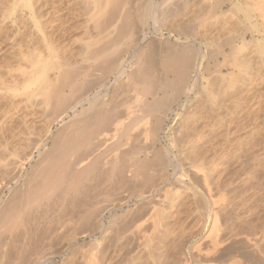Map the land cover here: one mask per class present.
<instances>
[{
    "label": "rangeland",
    "instance_id": "rangeland-1",
    "mask_svg": "<svg viewBox=\"0 0 264 264\" xmlns=\"http://www.w3.org/2000/svg\"><path fill=\"white\" fill-rule=\"evenodd\" d=\"M246 1L63 0L64 7L68 6V4L72 6L71 13L74 14V17L71 18L70 16L69 20H65L62 23L63 27L60 26L64 33L63 37L59 40L60 46L63 47L65 45L63 49L67 51L62 52L61 56H73L76 65L80 67L79 71H83V67L85 66L92 65L95 67V70L91 72L89 78L92 84L95 83L93 82L95 80L97 82L99 77H108L107 85L104 86L105 88L101 92H98L97 98L99 100L104 99L108 104L111 100L114 101L117 110L120 108L122 110V107L129 105L131 110H134L136 108L135 99L136 97H141V94L138 93L142 91L143 86L147 82L151 81L159 85L166 79L172 78V67L168 64L167 60L173 58L172 52L175 49L191 50L193 52L192 57L198 59V62L203 66L202 68L206 67V64L209 67L208 71H201L202 78L198 82L199 85H197L189 96L184 94L180 95L178 102L171 106V109L167 111L166 115L162 112H157L156 118L160 120V128L157 129L158 131L153 133L154 131L150 130L151 132H149L148 127L142 126L146 121H153L151 116H144L143 114L139 119H132L128 122L131 127L122 138V142L126 143V148L122 147L123 149L121 150L123 153L122 156L124 155L122 160L125 163L127 162L126 164L124 163L127 165H124V168H130L129 166L133 163V158L136 157V159L140 160H143L145 157L148 160H152V147L154 145L155 149L161 150L164 156L166 155L164 158L166 170L156 169L157 164L155 163L151 165L152 168H149L150 166L148 165L146 167L144 166V168L133 166L131 168L133 169L132 172H136L135 174H130L131 177H133L132 175L136 177L135 182V178L131 181L122 182L118 179L117 175L108 171H99L95 175L93 174L94 176L91 179L94 181L91 180V184L97 188L93 194V200H96L94 203L100 207L107 204L114 205L111 211L110 209L104 211L101 229L99 230V227L96 229L93 226L94 231L92 225L80 224V221H76V219L71 224L67 223L63 226L64 229L62 228L57 232L58 235H52L54 237L50 235L51 239L44 238L46 242L43 237L40 239L38 244L41 246V251H45L46 253H43L42 261L39 260L38 264H89L93 249L97 253H94V257L96 256L97 261L99 260L98 262L100 263L98 264H230L234 260L237 261L236 264H264V209H262L263 212H258L260 215L256 212V217L258 214V217L260 216L259 218H256L255 214L251 217H244L247 223H245L246 225H242V227L244 226L242 231H246L245 235H249H247V240L251 238L249 243L251 244L253 242L251 244L252 246L250 244L247 245L246 241L243 240L245 242H234L223 246L224 248H219V250H213L209 246L206 236L211 227V222L209 218L200 216L201 211L199 210L201 209L197 206H201L198 203V192L202 191V188L208 185L211 186L210 188L208 187V190L212 188L209 193L211 192L212 199L214 198L215 201L221 196L222 192L226 191L227 196H225V199H228V201L226 200L225 202H229L234 198L237 199L236 195H240L244 187H264V63H262L264 62V0H248L249 3ZM0 3L2 4V6L0 4V8L3 7L0 10V151L2 152L0 154H3L6 149L4 148L5 140H8L7 138L10 139L13 132L22 130L25 124H28L30 120L32 121L35 118L34 110L39 101V97L34 95L30 96L29 92L32 90L35 91L36 88L32 86L27 94L22 92L20 88L22 84H25L24 80L27 82L29 78L31 79L35 75L33 73L37 71V67L34 64H37L38 61L40 64H43L41 59L45 61L49 57L48 46L55 45L56 43L59 44V41L55 42L54 39H46V37L50 36L49 31L51 25L57 23L53 21V18L45 19V17H41L42 15L38 17L34 14L33 7H31V10L20 8L18 6L20 4H16L14 0H2V2L0 0ZM12 4H16L17 6L15 5L16 8L11 13V9H13ZM54 4H57L55 0ZM65 11L62 9L63 13ZM14 15L16 19L21 18V22L16 23V26L13 23L15 21L13 18ZM35 22L37 23L36 27L34 25ZM38 23L41 24L39 25ZM48 24L49 27H47ZM250 24L252 28H250ZM253 24H255L256 28L253 27ZM144 32L147 34L145 35ZM250 32L254 33L252 34ZM21 33L24 35L21 36L22 38L19 37ZM255 38L256 40H254ZM51 41H53L52 44ZM103 45L108 46L107 50L109 52L114 51L111 53L110 59L117 61L118 67L113 70L103 69L98 60H96L98 59V55H94V50ZM136 46L142 47L144 55L146 56L143 58L155 62L151 63L148 61L150 67L146 69L149 78L146 80L142 78L139 80L136 79V75L144 72L145 69L143 64L141 65L136 62L133 55L134 50L137 48ZM39 62L38 65H40ZM148 62L145 63V67L148 65ZM216 65L221 66L223 69V75L225 76V79H223L224 82H221V75L217 72L218 66ZM32 66L35 69H32ZM118 68L124 69V75L115 82L114 75L117 74ZM100 69L103 70L99 71ZM256 69L257 71H255ZM30 75L32 76L30 77ZM132 76L135 80L132 79ZM209 84L211 85L209 86ZM222 85L226 89L228 88L227 90L229 92L231 91L230 96L225 101L223 97L221 98L222 95H218L219 89L223 88ZM94 86L93 95L97 94L96 92L98 91L97 85L94 84ZM17 89L18 91L16 92ZM165 91L168 94L173 92L171 89L158 90L156 91V95L159 97ZM209 95L213 99L210 100L211 96ZM213 95H218L224 102L219 98L220 102L219 100H215L217 97ZM226 95H228V92ZM239 98L241 100H238ZM142 99L145 102L151 101L149 95ZM237 101L241 103L238 104L239 102ZM210 102L214 105L213 107L212 105L210 106ZM220 103L221 105L226 104L225 106H227L225 109L227 108L226 111L228 113L224 110L225 112L223 114H225L221 116L225 118V124L230 123V126L227 124L226 126L222 120L221 122L223 124L220 123L221 125L214 121V119L221 118L218 117L219 111L221 110H218L219 107H215ZM209 107L210 110H213L212 112H210ZM239 107L240 110L237 109ZM206 110H209L208 115L210 113L214 114L208 116L205 113L207 112ZM201 113L202 115L204 114L203 116L206 114L210 118L206 116L204 118ZM259 113L263 115L261 116ZM212 116L214 117L213 120ZM250 117L252 118L250 119ZM200 118L202 120L201 122ZM194 119L197 121L195 120L194 122ZM204 120L205 123L203 122ZM208 120L211 121V124ZM232 122L235 126L231 124ZM203 124L204 126L202 127ZM216 124L220 127H217ZM213 126L218 129H215ZM251 126L252 128H250ZM212 127L214 129V131L212 129V132H215V130L218 131L215 132L217 134L220 132L217 135L218 137L215 133L211 132ZM220 128H223V130L220 131ZM189 129L193 131L191 132ZM146 131L150 135L145 136ZM221 132L224 133V136ZM210 135L212 139L213 137L216 138L212 140L209 137ZM207 138L210 139L209 142L212 141L210 142L211 145L213 143L212 146L209 142L207 143ZM195 139V143H197L195 147L197 145L201 146L203 142V145L206 144L207 149H210L207 150L205 146L203 148V145L201 146L203 149H199L200 147L197 146L196 150L198 148V153L199 151L201 153L198 156L195 155L197 154L196 150L193 151V148H195ZM250 141H253L255 144L252 143L249 145L251 143ZM215 143L216 146H214ZM231 146L233 147L231 148ZM240 149L241 152L239 151ZM191 152L193 154L189 155ZM194 155L196 159L197 157L200 159H193ZM187 156H191L193 160H188L190 157L186 159ZM201 159L203 162L206 161L205 163L207 164L203 163ZM194 160L198 162L195 164L193 163ZM188 161H192L191 164L193 163L196 166L194 170L196 172H200L201 170L202 174L197 173L199 176H196L194 174L195 171L190 169H193L191 167L192 165L190 167L188 166ZM176 164L182 165L181 167H176ZM199 164L202 166H198ZM30 165H27L26 169ZM127 168H125L126 171ZM184 169H187V171ZM200 175L207 176V185H203L204 180L201 178L203 176ZM163 179L166 180L163 182ZM116 186L118 188H125H121L123 192L120 189L119 191L122 193L119 192V195H117L119 199L124 197L122 202H119L117 196L115 197L116 193L111 188L115 187L114 190H117ZM108 190L113 191V193L110 191L108 193ZM133 192L137 194L134 195ZM139 193L141 194L138 195ZM8 194V191H6L3 200L6 199ZM109 194L110 196L108 197ZM79 198L82 201L81 196ZM110 199L113 203H111L112 201ZM150 199L152 200L150 201ZM71 206L69 204L65 206L66 214H70L74 210L75 207L72 206L71 208ZM77 208L80 209L76 207V210H78ZM151 209H155V211ZM214 210L217 212V224L219 225L220 223L219 227L227 226L233 217L232 214L229 212L223 213L222 210L218 211L220 207L217 209V206H215ZM151 211H153V214H149ZM226 215H228V218ZM240 216L246 215L243 213ZM247 224L250 225L249 230ZM251 225L255 226V228ZM251 227L254 229H251ZM241 235L243 236L244 233H240L238 237L240 238ZM204 239L207 240L204 241ZM93 244L95 245L94 248L91 246ZM42 246H45L48 251L45 248L42 250ZM259 247L262 248L263 253ZM191 253L197 254L198 257L201 255L200 261L192 259L196 256ZM12 260L10 259L7 262L11 263L13 262Z\"/></svg>",
    "mask_w": 264,
    "mask_h": 264
},
{
    "label": "bare ground",
    "instance_id": "bare-ground-1",
    "mask_svg": "<svg viewBox=\"0 0 264 264\" xmlns=\"http://www.w3.org/2000/svg\"><path fill=\"white\" fill-rule=\"evenodd\" d=\"M3 1H5V0H3ZM1 2H2V0H1ZM14 2L16 4H20V5H18V6H20V8L22 7V8H27V9L31 10V7H33L34 14H36L38 17L40 15H42L41 17H45V19H52L53 18V21L57 22V23L51 25V29L49 31L50 36L46 37L47 40H53L54 39L55 42L59 41L64 35V33L62 32L63 29H61L60 26H62V23H64L65 20H69L70 16H71V18L74 17V14L71 13V11H72L71 7L72 6L68 4V6L64 7L63 0H55V3H57V4H54V0H50V1H48V0H14ZM246 2L249 3L248 0ZM6 4H8V3H6ZM16 4H12L13 9H11V13L16 8L15 7ZM245 4H247V3H245ZM35 5H37L36 8H35ZM1 6H2V4H1ZM212 7H213V5H212ZM1 8H3V7H1ZM1 8H0V10H1ZM37 8H38V10H37ZM250 8H249V10H250ZM62 9L66 10V11L63 13ZM250 11H252V10H250ZM3 17L5 18V16H3ZM14 17H15V15L13 16V18ZM18 19L14 18L15 21L13 22V20H11V22H13L14 25L16 26L18 23L21 22V20H20L21 18L19 20ZM9 20H10V18H9ZM248 20H249V17H248ZM36 22L34 24L35 27L37 24ZM141 23H142V20H141ZM143 23H144V21H143ZM2 24H3V22H2ZM38 24L40 25L41 23H38ZM255 24H253L254 25L253 27H255ZM47 27H49V24ZM0 28H1V26H0ZM250 28H252V25L250 26ZM22 33L24 34V32H22ZM22 33L19 35V37H21L23 35ZM250 33L253 34L254 32H250ZM144 34L146 35L147 33L144 32ZM25 37H26V35H25ZM31 40H33V39H31ZM254 40H256V38ZM263 40H264V38H263ZM52 42L53 41H51V44H52ZM58 43L59 44H57V43L55 45L50 44L51 46H48L47 49H48L49 57L46 58L45 61H43L41 59L43 64L42 63L40 64L39 61L38 62L40 65H38V62H37V64L35 63L34 65H36L35 67H37L36 68L37 71H35V73H33L35 75L31 79L29 78V80L27 82H25L26 80H24L25 84H22L21 88L19 87L20 90L26 94L28 93V90H30V88L32 86H34L36 88V89L34 88L35 91L31 89L32 91L29 92L30 96L34 95V96L39 97V101L37 102L36 108L34 110L35 118H33L32 121L30 120L28 124H25L24 128L22 130H19V131L16 130L15 133L13 132L12 137H10V139L7 138L8 140H5L6 143L4 142L5 146L4 145L3 146L7 150L5 149V151H6L5 152L4 149L2 148L4 153L0 154V264H5V263L9 264L10 262L8 263L7 261H9L10 259L11 260L13 259L12 261L15 264H24V263L25 264L26 263L27 264H38L39 260H41L43 258V253L45 252V251L44 252L41 251V246H39V244H38L40 239H42V237H43V239L46 237L48 239L49 238L51 239L50 235L51 236L55 235V234L58 235L57 232L60 229H62L63 226H65L67 223L71 224V222H74L75 219H76V221H80L79 222L80 224L82 223L84 225L85 224L86 225H92L93 230H94V227H96V229L99 227V230H100L101 229L100 227H102L101 226L102 225V219H103V216L105 213L104 211L105 210L107 211L108 209H110V211H111V208H113L114 205L113 204H107L105 206L100 207L99 205L97 206V204L94 203L96 200H93V197H94L93 194L95 192V189L97 190V188L94 187L93 184H91V180L94 181L91 178H92V176L95 175V173H97L99 171H108V172H111L112 174L117 175L118 179L121 180L122 182L131 181L134 178H135L134 179V182H135L136 177H134V175H132L133 177H131V174H135V172H136V171H134V173L132 172L133 169H131V168H133V166H137L138 168H144V166L146 167V165H148V166H150L149 168H152L151 165H153L155 163V164H157L156 169L166 170V167H165L166 163H165V159H164L166 155L164 156V154L162 153L161 150L155 149L154 145L152 144L153 145V147L151 146L152 147V153H153L152 160L149 159L150 160L149 161L146 157L143 160L136 159L137 157L133 158V163L129 166L130 168L125 167V168H127V171H126V169L124 168V165L127 162L125 163V161L122 160L124 155L122 156L123 153L121 150L126 146V143L122 142V138H123L124 134H126L127 131L131 127V125H129L128 122H130L132 119H134V120L139 119V117L143 116V114H144V116H151L153 118V121L152 122L146 121L142 126L148 127L149 132L154 131L153 133H155V131H158L157 129L160 128L159 127L160 126V120L156 118L157 112H162L164 115H166L167 111H169L171 109V106L178 102L180 95L184 94L186 96H189V94L197 87V85H199L198 82L202 78V76L200 74L201 71L204 70L206 72V70L208 71V67H209L208 64H206L207 66L202 68L203 66L201 65L200 62H198V59L192 57L193 52H191V50L187 51L184 49H175L172 52L173 58L167 60L168 64L171 65V67H172V70H171L172 78L168 79V80L166 79L164 82L160 83L159 85H156L155 83H153L149 80L150 82H147V84L145 86H143L142 91L138 93V94H141V97H136V99H135V103H136L135 107L136 108L135 109L133 108L134 110H131L130 105L122 107V110H121V108L119 110H117L116 109L117 107H115L114 101L111 100V102L108 104L104 99L99 100V98H97V95L99 94L98 92H101L105 88L104 86L107 85L106 83L108 81V77H105V78L99 77V79H100V80L98 79L99 81L98 80H97V82H96V80L93 81V82H95L94 84L97 85V87H98V91L96 90L97 94H95V92H94L95 95H93L92 92L94 91L95 86H94V84H92V81L89 78H90L91 72L93 70H95V67H93L92 65H89L87 67L86 66L83 67L84 68L83 71H79L80 67L78 65H76V62H75L73 56H70V55L68 57L61 56L62 52H67V51H65V49H63V48H65V45L63 47H61L60 41ZM57 45H59V46H57ZM244 45H247V44H244ZM107 49H108L107 45H103L99 48H96L94 50V55L95 56L98 55L97 56L98 59H96V60H98L99 64L103 67V69L113 70L114 68L118 67V63H117V61L110 59V55L114 51L109 52ZM229 52H231V51H229ZM133 55L136 59V62H138L141 65L143 64L145 69L150 67L149 62H151V63L154 62L152 60L150 61L149 59L147 60L146 58H143L146 56L144 55L142 47H137L134 50ZM234 56H235V54H234ZM232 57H233V55H232ZM256 59H258V58H256ZM231 61H232V59H231ZM147 62H148V65H147L148 67L147 66L145 67V63H147ZM233 62H234V60H233ZM262 63H264V62H262ZM216 66H218V65H216ZM32 69H35V68L33 67ZM103 69H100L99 71H101ZM145 69H144V72L136 75V79L139 80L142 78V79L146 80L149 78L147 69L146 70ZM123 70L124 69H122V68H118L117 74L114 75L115 76V80H114L115 82L118 81L119 78L124 75ZM255 71H257V69ZM217 72L221 75L220 78H221V82H222L223 79H225V76L223 75V69L221 68V66H218ZM31 76L32 75H30V77ZM27 79H28V77H27ZM132 79L135 80V78H133V76H132ZM218 82H220V81H218ZM210 85L211 84H209V86ZM234 85H233V87H234ZM222 87L223 88L219 89L218 95L219 96L222 95L221 98L223 97L224 101H225V99H227V97L230 96L231 91L229 92L227 90L228 88L226 89V87L223 85H222ZM211 88H213V87L211 86ZM235 88H233V89H235ZM165 89H171L173 92L171 94H168L165 91L159 97H158V95H156V91L165 90ZM213 90H216V89H213ZM17 91H18V89L16 90V92ZM235 91H236V89H235ZM227 92H228V95H226ZM148 95L151 98V101L145 102V100L142 98H144L145 96H148ZM204 95H207V94H204ZM218 95L217 96L213 95V96L217 97V99H215V100L220 99ZM209 96H211V95H209ZM207 98H208V96H207ZM211 99H213L212 96H211L210 100ZM220 100L223 101V99H220ZM220 100H219V102H220ZM238 100H241V99L239 98ZM207 101H208V99H207ZM219 102H217V103H219ZM237 102H239V101H237ZM204 103L206 104V102H204ZM240 103L241 102H239L238 104H240ZM211 105H212V103L210 104V106ZM225 105L226 104L221 105V103H220V104H217L215 106V107H219L218 110H221V111H219V114H218V117H221V118L217 117L218 119H214L213 116H212L213 118L211 117L212 120L214 119V121H216L215 123H219V125H221L220 123H222L221 120L224 121V119H225L222 117L225 114V113L223 114V112H225L227 110V108L225 109V107H227ZM236 105H235V107H236ZM245 105L247 106V104H245ZM213 106L214 105H212V107ZM37 107H38V109H37ZM206 109H208V108H206ZM237 109L240 110V107ZM209 110H210V107H209ZM214 110H216V109H214ZM228 110H229V108H228ZM208 111L205 112L207 115H208ZM212 111L213 110H210V112H212ZM221 112H222V114H221ZM227 113H226V115H227ZM229 113H230V110H229ZM231 113H233V112H231ZM252 113H254V112H252ZM255 113H257V112H255ZM261 113H263V112H261ZM261 113H259V114H261ZM206 114H205V116H206ZM213 114H211V115H213ZM263 114H261V116ZM201 115H202V113H201ZM215 115H217V114H215ZM226 115H225V117H226ZM205 116H203V117L204 118H206V117L210 118L208 116H206V117ZM235 116H236V114H235ZM132 117H134V118H132ZM203 117H202V119H203ZM251 118L252 117H250V119ZM124 119L126 120L125 122H124ZM195 120L196 119H194V122H195ZM210 120H208L209 123L211 122ZM198 121H199V119H198ZM201 121L202 120L200 118V122ZM203 122L205 123V120ZM190 123H192V122H190ZM223 123L225 124V121ZM251 123H253V122H251ZM212 124H213V122H212ZM231 124L234 125L233 122ZM245 124L247 125V123H245ZM195 125H198V124H195ZM199 125H200V123H199ZM206 125H207V123H206ZM217 125L218 124H216V126ZM227 125L230 126V123ZM233 125H231V126H233ZM203 126H204V124L202 125V127ZM208 126H210V125H208ZM213 127L211 128V132H212ZM217 127H220V126H217ZM221 127H225V126H221ZM241 127H243V126H241ZM214 128L218 129L216 127H214ZM250 128H252V126ZM19 129H21V128H19ZM148 129H146V130L148 131ZM234 129H235V127H234ZM136 130H137V128H136ZM189 130H191V129H189ZM200 130H202V129H200ZM204 130H206V129H204ZM222 130H223V128L220 131H222ZM225 130H227V129H225ZM244 130H246V129L244 128ZM247 130H249V129H247ZM147 131H146L145 136L150 135ZM192 131L193 130H191V132ZM213 131H214V129H213ZM206 132H208V131H206ZM206 132H205V134H207ZM215 132H218V131L215 130ZM215 132H212V133H215ZM234 133H235V131H234ZM251 133H253V132H251ZM201 134H202V131H201ZM215 134L217 136L220 134V132H219V134H217V133H215ZM222 134L224 136V133H222ZM212 135L214 136V134H212ZM248 135H250V134H248ZM197 136H198V134H197ZM241 136H242V134H241ZM203 137H205V135H203ZM203 137H202V139H203ZM209 137L211 138V135ZM233 137H235V136L233 135ZM197 138H200V137H197ZM215 138L213 137V139H215ZM220 138H222V137H220ZM243 138L245 139V137H243ZM146 139H147V137H146ZM209 140L210 139L207 140V143L209 142ZM227 140H229V139H227ZM253 141L252 142L250 141L251 143H249V145L252 144ZM195 142H196V139L194 140V147H195V144H197ZM210 142H212V141H210ZM235 142H236V140H235ZM204 144H205V142H204ZM253 144H255V143H253ZM202 145H203V142H202L201 146ZM205 145H203V148ZM210 145H211V143H210ZM212 145H213V143H212ZM222 145H224V144H222ZM231 145H233V144H231ZM201 146L200 145L198 146V147H200L199 149H203V148H201ZM208 146H209V144H208ZM214 146H216V143ZM225 146H227V145H225ZM233 146H231V148ZM235 146H236V144H235ZM253 146H255V145H253ZM196 147L193 148V151L196 150ZM218 148H219V146H218ZM234 148H236V147H234ZM199 149L197 148V150H196L197 154H195V155H197V156L199 155V153H201L200 151L198 153ZM206 149H207V147H206ZM209 149L210 148H208L207 150H209ZM224 150H225V148H224ZM239 151L241 152V149ZM239 151L237 150V152H239ZM204 152L206 153L205 150H204ZM0 153H2V152L0 151ZM181 153H182V151H181ZM205 153H204V155L206 156ZM190 154H193V153L191 152V153H189V155ZM195 155L193 156V159L195 158ZM231 155H233V154H231ZM121 156H122V158H121ZM191 156H187L186 159H188L190 157V159H188V160H193L191 158ZM184 157H185V155H184ZM233 157H235V156L233 155ZM201 158H202V155H201ZM206 158H204V159L206 160ZM198 159H200V158L197 157L196 160H198ZM196 160H194L195 162L193 161V163L196 164L198 162V161L196 162ZM167 161H168V159H167ZM32 162H34V163L32 165H30ZM191 162L192 161L187 162L189 164L188 166L190 167V165H192L191 167H193V169L192 168H190V169L194 170V167L196 168V166H194L193 163L191 164ZM202 162H203V160H202ZM205 162H203V163H205ZM199 163H201V162L199 161ZM203 163H202V165L204 166ZM169 164H171V163L169 162ZM205 164H207V163H205ZM27 165H30V167L28 169H26ZM181 165L176 164V167H181ZM185 165H183V166H185ZM202 165L199 164L198 166L201 167ZM125 166H127V165H125ZM198 166H197V169H198ZM137 167H135V168L137 169ZM184 170L187 171V169H184ZM194 171H195L194 174L196 176H199L198 175L199 173L202 174L201 170H200V172L199 171L196 172V170H194ZM184 174H185V172H184ZM187 174H188V172H187ZM167 176H168V174H167ZM190 176H191V173H190ZM200 176H203V177H201L204 180L203 185H207V183H206L207 182V178H206L207 176L206 177H205V175H200ZM165 180L163 179V182ZM166 182H168V181H166ZM208 184H210V183L208 182ZM249 185H250V183H249ZM208 187L210 188L211 186L210 185H208L207 187L205 186V188H202V191L198 192V194H199L198 199L199 200L198 199L197 200H198V203L201 204V206L200 205H197V206L199 209H201V210H199V211H201L200 216H202L203 218H209V220L211 222L210 223L211 227L206 234L207 239H208V244L211 247V249H213V250L218 249L219 250V248H222L223 246H227L231 243H234V242L237 243V242H240L243 240L246 241L247 245L250 244L249 242H250L251 238H249V240H247L248 239L247 237L249 235L248 234H247L248 236L245 235L246 231H242V228L244 227V226L242 227V225L247 223V220L244 219V217H251V216H254V214L256 217V212L258 213V212L264 211V210L262 211V209H264V187H244L243 192L238 196L236 195L237 199L231 198L232 200H230L229 202H225L226 200L228 201V199H225V196H227L226 191H224L225 193L222 192L221 196L218 199H216V201L214 198L212 199V195L210 194L211 192L209 193V191H211L212 188H211V190H208ZM111 188H113L114 193H116L115 194V197H116L117 195H119V192H121L119 190L122 187L118 188V186H116L118 191L114 190L115 187H111ZM111 188L109 187V189H111ZM218 188H221V187H218ZM6 191H8L9 194L6 197V199L3 200V197H4ZM109 191L110 190H108V193H109ZM113 191H110V192L113 193ZM221 191H223V190L221 189ZM122 192H123V190H122ZM135 192H136V190H135ZM133 194H134V192H133ZM136 194H134V195H136ZM140 194L141 193H139L138 195H140ZM197 195H195V196H197ZM228 195H230V194H228ZM80 196H81L82 201L79 198ZM95 196H96V194H95ZM109 196H110V194L108 195V197ZM111 196L114 197L113 195H111ZM120 196H124V195H120ZM234 196H235V193H234ZM117 198H118V196H117ZM123 198H120V199L118 198L119 202L120 201L122 202ZM140 198H142V197H140ZM111 199H113V198H111ZM115 200H114V202L117 203ZM151 200L152 199H150V201ZM111 203H113V201ZM123 203H121V204L123 205ZM68 204L75 207L74 210L71 209L72 212L70 214L65 213V206H67ZM145 204H147V203H145ZM116 205H118V204H116ZM72 206H71V208H72ZM119 206H121V205H119ZM215 206H217V209H218V207H220V210H218V211L222 210L223 213L229 212L230 214H232L233 217H232V219H230L231 221H229V224L227 226H223L220 228L219 227L220 223H219V225L217 224L218 223V217H217V212L214 210ZM76 207H79L80 209L77 208L78 210H76ZM151 210H153V209H151ZM153 211H155V209ZM153 211H151V213L149 212V214H153L152 213ZM243 213L246 216H240ZM258 214H257V217H258ZM227 216L228 215H226V217ZM263 217H264V215H263ZM255 222H257V221L255 220ZM258 222H260V221H258ZM247 225L249 226V227H247L249 230L250 225L249 224H247ZM251 226L255 228V226H253V225H251ZM196 227H198V226H196ZM252 227H251V229H254ZM240 233H244V235L243 236L241 235V237H240L242 239H240L238 237V236H240ZM59 234H60V232H59ZM52 237H54V236H52ZM207 239H204V241ZM44 240L46 242V239H44ZM245 241H243V242H245ZM48 243H50V242H48ZM223 243H225V244H223ZM252 243L253 242H251V244ZM43 245H44V243H43ZM243 245H244V243H243ZM91 246L94 248L95 245L93 244ZM241 246H242V244H241ZM255 246H257V245H255ZM44 248H45V246L44 247L42 246V250H44ZM259 248L262 250L261 247H259ZM45 249L47 250V248H45ZM208 251H210V250H208ZM94 253H96V251H94V249H93V251L91 253V260H90L89 264L100 263V262H98L99 260L97 261V259L95 258L96 256L94 257ZM262 253H263V250H262ZM192 255L196 256L195 258H192V259H195V261H200L201 255L199 257L197 254H194V253ZM208 256H206V257H208ZM8 258H10V259L8 260ZM13 262H11L10 264H12ZM236 262L237 261L234 260L233 262H231V263L229 262V263L230 264H236ZM227 263H228V261H227Z\"/></svg>",
    "mask_w": 264,
    "mask_h": 264
}]
</instances>
